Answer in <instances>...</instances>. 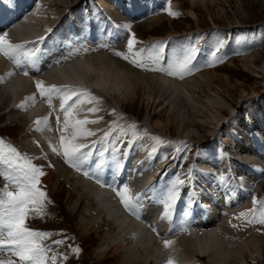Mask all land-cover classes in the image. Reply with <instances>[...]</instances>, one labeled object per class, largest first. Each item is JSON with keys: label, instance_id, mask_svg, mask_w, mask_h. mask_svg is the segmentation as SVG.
<instances>
[{"label": "bare ground", "instance_id": "bare-ground-1", "mask_svg": "<svg viewBox=\"0 0 264 264\" xmlns=\"http://www.w3.org/2000/svg\"><path fill=\"white\" fill-rule=\"evenodd\" d=\"M11 1L15 2L14 6L10 5ZM78 1L37 0L34 4L31 3L32 0H0V29L7 31L12 43L24 44L27 50L31 51L33 49L31 42L45 37L42 43L35 45L37 49L34 56L35 63L24 64L29 71L28 77L20 75V69L0 55V77L7 76L9 72L15 73L5 83L0 84V111H5L0 120L6 123L9 119L11 125L18 128L20 137L18 142L36 164L42 169L45 168V183L51 185L58 193L66 191V208L74 217L77 230L87 239H91L93 235L96 236L97 244L93 250L95 260L99 263L106 261L108 264H160L161 257L158 249L163 246L165 238L174 241L171 248L179 246L182 249L184 264H192L196 260L202 261L201 258H207L209 264H249L247 253L253 257L261 256L264 260V240L259 239V242L226 251V245H239H237L238 241H230L228 236V238L223 237L225 233L223 229H226L228 221L235 220L241 213L248 214L249 210L242 211L243 204L249 205L258 191L259 195H264V161L262 159L264 157V112L252 111L253 113L249 116L243 117L242 122L240 118H236L237 120L231 118L228 123L229 128L225 130L224 126L228 121L227 113L238 115V109L235 112L237 105L234 107L232 104L234 94H232V86L228 78L217 72L192 75L182 83L162 73L143 72L133 68L127 62L108 57V60L115 61L128 73L131 81V90L121 96L122 104L136 107L143 98L144 101H148L147 108H150V112L157 109L162 112L166 109L165 112L169 114V117L164 120L161 115L158 117L155 115L152 123H149L147 119L145 124L151 130H156L168 137H181L195 141H201L218 130L222 132L225 143L235 145L231 149H228V146L224 148L222 145L219 149L218 144L214 143L213 147L200 149L197 162L204 170V177L196 180L195 183L191 180L190 184L186 183L180 188V199L176 202L169 219H161L163 205L153 198L150 190L165 185L171 186L177 177L187 181V174L179 172L174 167L169 169L168 165L160 160L159 153H151L152 146H148L153 143L151 139L153 135L148 140L152 142L148 144L132 146L130 141L121 146L116 144L115 148L118 151H114L109 141L108 151L102 153L100 149L105 145L98 144L92 159L84 166L92 178H86L83 174L79 177V174L74 172L76 170L73 169L74 171L70 172L63 168V165L61 166L60 157L53 154L49 147L50 144L58 145L59 143L58 116L60 125L63 124L60 100L55 99L50 108L41 100L35 88L36 80H43L47 86L65 85L57 77V70L79 58L74 56L71 59H60V44L56 42V36L60 34L63 38L79 36L80 25L73 19H79L81 11L88 21L100 24L105 34L119 36L120 29L129 33L126 25H131L123 21L126 18L120 15L118 10L111 11V0H93L96 6L95 11L85 6L83 0L75 6ZM160 1L166 5L163 11H160ZM222 1L229 7L234 3L235 7L241 11L247 10L251 4L264 8V0ZM127 2L131 4H128L132 7L131 9L134 8L140 15H151V18L152 14H158L157 11L167 12L170 4L171 9L174 7L183 9L196 21H199L196 11L201 8V2L206 3L208 8L215 6V0H193L188 6L182 0H128ZM33 5L35 8L32 7ZM63 9H66V14L60 15ZM5 17L7 21L4 20ZM163 20H165L164 17L146 22L147 30L152 31V28L159 26ZM212 21L216 25V21ZM167 22L170 27L172 26V31H175L173 22ZM48 29L51 31H47ZM150 35L149 38L161 37ZM97 50L99 52V49ZM92 54L88 56L104 57V53ZM255 56L257 54L247 56L241 61L255 58ZM58 61L67 62L58 63ZM259 69L264 75V66ZM20 78L26 80L29 87L23 92L13 94L10 87ZM216 83L217 86H215ZM91 91L101 103L98 105L100 108L98 113L87 115L88 119L100 121L88 126L90 130L96 132V136L89 138L90 141L99 140L105 132H112L111 127L106 125L105 113L111 111L118 116L117 111L110 108L111 104L103 93ZM196 94L199 95L198 99ZM244 94L258 96L255 90L251 89L249 92L242 88L239 102L245 100ZM33 95L37 98L36 103L27 110H22L19 105L24 103L26 97ZM81 107L88 108L91 105L85 104ZM121 109L123 110L122 107ZM150 112L147 114L149 118H151ZM45 117L49 120L50 130L35 131L34 121ZM168 128L174 129L176 134L169 135ZM176 146L179 149L183 148L180 142ZM218 159L222 166L221 171H216L211 165V162L214 160L216 162ZM117 163L119 167L116 166ZM97 164L101 167H96ZM131 165L136 173L129 175L126 170ZM221 176L224 177V185L218 193L217 182ZM259 179L262 182H258ZM101 184L104 186L102 187ZM124 185L130 187L133 195L145 194L142 207L139 209V219L130 215L122 207L116 195L115 190ZM226 204L231 205L230 220L224 219L219 214V208ZM185 213L188 215L186 216ZM185 228L187 231H181ZM237 229L238 234L244 231L250 232L246 226L237 227ZM173 260L176 264V260Z\"/></svg>", "mask_w": 264, "mask_h": 264}, {"label": "rangeland", "instance_id": "rangeland-1", "mask_svg": "<svg viewBox=\"0 0 264 264\" xmlns=\"http://www.w3.org/2000/svg\"><path fill=\"white\" fill-rule=\"evenodd\" d=\"M81 1L82 0H79L75 6H77ZM182 1L187 6L188 4H190V2H193V0ZM113 3L114 2H112L111 0L110 5L112 8H114V5L116 4L114 3V5H112ZM125 4L130 3L126 2L124 3V5ZM200 6L201 8L196 11L198 13L196 14L199 17L200 22L196 21V19L192 15H188L185 10H180L174 7L171 10L179 14L176 18L170 17L167 12H160L162 13V15L152 14V18L151 15L148 14H138L133 22L134 24L132 26H126L128 29H130L131 34H133L134 32L137 41H139L136 47L147 48L148 46L153 44L163 43L166 46V52H171L172 50L176 49L196 47L198 49V54L196 60L194 61V65L200 70L195 72L193 75H201L208 72H217L218 74L228 78L229 83L232 86V94H234L232 104L234 105V107L237 105L235 112H237L238 109V115L227 113L228 121L226 123L227 125L224 126L226 130L227 128H229L228 123L231 118H233L234 120L236 118H240L241 122L244 121V118L241 115L243 114L241 112L242 110L250 112V114L253 113L252 111L256 110L264 112V106L262 105L264 104V75H262V72L259 69V67L262 68L264 66V8L261 9L260 7H255L251 4L250 7L247 8V10L241 11L235 7L234 3H232V6L229 7L227 4L225 5L222 0H215V6H211L209 8L206 7V3L204 2H201ZM32 7L35 8L34 5ZM39 8H37V10ZM128 9L129 7L124 6L119 7V10H117L119 13H123ZM37 10L35 11V13L37 12ZM64 14H66V9L61 10L60 15ZM162 17H164V19L167 21L173 22L175 31H172V26L170 27L169 23L165 20H163V23H160L159 26L153 27L152 31L147 30L146 27H148V25L146 22ZM212 20L216 21V25H214ZM129 26L131 28H129ZM169 33L171 35L165 37ZM150 34L161 36L162 38H149L151 36ZM103 41L104 40L97 41L95 42L96 46L90 47L96 49V47L99 46L97 48L99 49V52L97 50L96 53L92 55L104 53V57L107 59L108 57L110 59L112 57H115L114 55H107V51L109 50V48L101 47V45L106 44V42ZM220 44H222L223 47H220L219 51L216 52V49ZM89 46L90 45H86L85 47ZM115 50L125 51V47H116V49H114L113 51ZM213 52H216V59L214 62L212 60ZM256 54L257 56H255V58H249L246 59V61H241L247 56H253ZM248 67L250 70L247 69ZM191 76H188L183 80L177 78L176 79L183 83L186 81V79L188 80V78H191ZM219 85L220 84H218V86ZM215 86H217V83L215 84ZM242 88H245V90L247 89L249 92L251 89H253L258 93V96H247L244 94L245 100L243 102H239ZM114 96L115 95H105V97L108 99L107 101H109V103L111 104L110 108H114L117 111L118 116L113 114V112L111 111L105 113L104 115L106 116L107 120L106 125H108L109 127L110 125H115L127 131V135H125L118 141L119 144L118 142H116L115 145L117 144L118 146H121L125 144V142L127 143L128 141H130L132 144H135L137 146L139 144L151 143L152 141H148L151 135L160 137L161 140L164 141V143L156 144L153 141V143H151V145H149L148 147H153L155 143V146L157 147L156 152L159 153L160 160L165 163H170V160H173V158L177 157V167L182 170H178L181 173L187 174V170L193 167V161L195 160V155L197 152L196 150L199 149V146L205 147L207 144L209 145L215 138V136H212L211 138V135H207L205 139L201 141H195L187 140V138H172L170 136H165L156 130H151L148 126H146L145 121L149 119V123H152V119L155 115L156 117H158V115H161V118L163 120L167 119L169 117V114L165 112L166 109L162 112L158 111L159 109L150 112V108H147L148 101H144L143 98L138 103V105L136 104V107H132L130 105L126 106L125 104H122L121 96ZM196 98H199L198 94H196ZM258 99L261 101L259 105L261 108L255 106L258 103ZM121 107L123 108V110L121 109ZM148 111L151 114V118H149V115H147L149 113ZM4 113L5 111H0V117L3 116ZM239 115L241 117H239ZM8 120L6 123H3V120H0V138H5L6 141L10 142L12 146L15 147L22 155L27 156L34 163L30 156L27 155V152L23 148V146L18 142V140L20 139L18 128L12 126L11 120ZM240 120L238 119V121ZM132 124H135L137 126L138 134L136 137H132L131 131H128L130 125ZM111 130L112 136L109 137V141L112 144V140L115 137H118L120 133L113 128H111ZM215 132L218 133L219 131L216 130ZM168 133L169 135L172 134L173 136L174 134H176L175 130L171 128H168ZM181 141L184 142L182 143L183 151L177 156L178 152H176L175 150L178 147L176 145H178V142ZM62 160L63 159L60 157V163L61 166L63 165V168L69 170L70 172L71 170H75L65 165L64 162L62 163ZM35 165L41 168V166H39L38 164ZM42 170L43 172H45V168H43ZM0 171H6L9 175H16L13 170L6 169V166H0ZM74 172L79 174V177L82 175L80 171L76 170ZM194 173L195 175H197L198 171L195 169ZM45 178L46 173L41 178V185L43 190L47 193L49 202L45 204V212L43 217L29 220L27 222L29 226L34 230L54 233L55 235L52 237L53 240L63 239L65 241L63 245H60L58 247L52 245V247L55 248V252L53 254H58L61 257H66V259L59 260L58 264H108V262L106 261H103V263H99L94 258L93 250L96 248L97 244L96 236L93 235L91 239H87V237H83L82 233L77 230L75 219L72 215H70L66 208V191L58 193L52 188L51 185L45 183ZM192 180H194V178ZM10 183L11 180L9 179L8 175L0 176V191H2L4 187ZM254 197L257 198V200L259 198L257 195H255ZM260 201H264V196L260 199ZM210 204L213 205L212 202H210ZM247 206L250 209L251 204L249 203V205ZM258 208L259 205L257 206V209ZM251 215L252 214L250 212V215L244 218V220H246L244 221L245 225H241L242 227L246 226V229L250 232L244 231V233L239 232L240 234H238L237 227L241 226L237 225L236 227L235 224L230 225L228 231L226 229H223V232H225L223 237L228 236L230 241H238L237 245H239H226V251H229L231 248L236 249L237 247H245L252 242H259V239L264 240V224L249 223L248 220L251 218ZM231 235L233 236L231 237ZM76 248L80 249V252L78 254L75 253ZM246 252H248V250H246ZM246 255L248 256L247 260L249 264H264V260L262 259L263 257L261 258V256L257 255L256 257H253L250 256L249 253H247ZM0 258H7V254L0 256ZM201 260L206 264H209L207 258H201Z\"/></svg>", "mask_w": 264, "mask_h": 264}, {"label": "snow or ice", "instance_id": "snow-or-ice-1", "mask_svg": "<svg viewBox=\"0 0 264 264\" xmlns=\"http://www.w3.org/2000/svg\"><path fill=\"white\" fill-rule=\"evenodd\" d=\"M170 17L176 18L179 14L171 10V5L167 10ZM47 31H51L48 29ZM45 37H40L38 41L31 42L33 49L28 51L24 44H14L8 38L7 31L0 29V55L10 60L20 69V75L28 77L29 71L24 67L26 63L34 64V56L37 49L35 45L42 43ZM135 34H131L127 40L126 51L115 50L113 55L127 64L143 71H151L166 74L171 78L180 80L193 75L200 69L194 65L197 58L198 49L188 47L186 49H176L166 52V46L163 43L153 44L147 48H138ZM102 48H108V45H101ZM223 47L222 44L217 47ZM97 49L89 47H77L68 54V59L73 56L84 55L94 52ZM216 52L212 53L213 62L216 59ZM67 61H58L66 63ZM15 73L9 72L7 76L0 77V84H3ZM36 92L41 100L51 108L54 100H60V111L63 114V124L60 125V117H57L59 126L58 145L50 144V150L53 154L61 157L65 164L71 168L80 171L86 178H92L91 174L85 169V165L93 157L94 149L97 145H105L100 151H108L107 144L112 132H105L99 140H89L96 136V132L89 129V125L99 123V120L88 119L89 113L96 114L100 111L98 105L101 101L94 95L91 89L73 87L70 85L57 86L55 84L47 86L43 80L35 81ZM36 96H28L24 103L19 105L22 110H27L36 103ZM91 105L88 108H82V105ZM35 131L50 130V124L47 117L37 119ZM114 130L119 131L120 135L115 137L112 142L114 151L115 143L127 135V131L115 125H110ZM128 131H131L132 137L137 136V126L130 125ZM151 139L156 144H162L164 141L160 137L152 136ZM184 143V142H180ZM156 152V147L151 148V153ZM150 153V154H151ZM0 166H6V169L13 170L16 175H9L6 171H0V176L8 175L11 180L2 191H0V256L7 254V258H0V264H58L61 257L53 254L55 248L52 245L60 246L65 243L63 239L53 240L55 235L51 232L32 229L27 223L31 219L42 218L45 212V204L48 203L46 191L41 185V178L45 175L43 170L36 166L27 156L22 155L15 147L0 139ZM119 167L118 163L116 165ZM96 167H101L97 164ZM193 179V169L187 170V181L177 177L171 186H162L158 189H151L153 198L163 205L161 219H169L176 202L180 199V188L186 183H191ZM221 180L224 177L221 176ZM97 182H99L97 180ZM103 187L104 185L101 184ZM116 195L119 198L122 207L132 216L139 219V209L142 207V201L145 194L133 195L130 187L124 185L116 189ZM253 209H251V219L249 223L264 224V201L253 197ZM259 205V208L255 207ZM187 216L188 213H185ZM248 214L241 213L240 218H245ZM187 231V229H181ZM174 241L165 238L163 246L170 249ZM80 252L79 248L75 253ZM167 264H174L170 257Z\"/></svg>", "mask_w": 264, "mask_h": 264}, {"label": "clouds", "instance_id": "clouds-1", "mask_svg": "<svg viewBox=\"0 0 264 264\" xmlns=\"http://www.w3.org/2000/svg\"><path fill=\"white\" fill-rule=\"evenodd\" d=\"M56 75L66 85L88 88L108 96H122L131 90L128 73L115 61L102 56H81L58 69ZM28 87V82L20 78L13 82L10 91L16 94ZM158 254L161 257L160 264H167L170 257L176 260V264H184L179 246L171 249L162 246L158 249Z\"/></svg>", "mask_w": 264, "mask_h": 264}]
</instances>
